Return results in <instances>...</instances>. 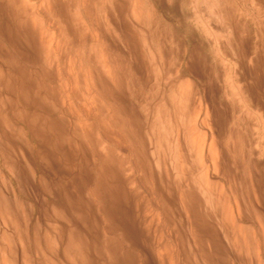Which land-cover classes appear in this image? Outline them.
<instances>
[{
    "label": "rangeland",
    "instance_id": "rangeland-1",
    "mask_svg": "<svg viewBox=\"0 0 264 264\" xmlns=\"http://www.w3.org/2000/svg\"><path fill=\"white\" fill-rule=\"evenodd\" d=\"M0 175L8 264H264V0H0Z\"/></svg>",
    "mask_w": 264,
    "mask_h": 264
},
{
    "label": "bare ground",
    "instance_id": "bare-ground-1",
    "mask_svg": "<svg viewBox=\"0 0 264 264\" xmlns=\"http://www.w3.org/2000/svg\"><path fill=\"white\" fill-rule=\"evenodd\" d=\"M0 183H1V187H3L4 189L7 190L6 196H0V217H7L9 216V211L13 210L12 206L10 209V205H12V203H20L19 199H17V197L15 196V194L13 193V190L10 187V183L9 181L3 177L2 175H0ZM20 205V204H19ZM17 204V206H19ZM16 206V205H15ZM15 208V207H14ZM20 208V207H19ZM21 209V208H20ZM16 211V209H15ZM22 211V210H21ZM28 211V210H27ZM12 212V211H11ZM26 212V211H25ZM22 214V213H21ZM23 219V218H22ZM7 220V219H6ZM7 222V221H6ZM5 224V223H3ZM5 228V227H4ZM18 228V227H17ZM12 229V228H11ZM6 230V229H5ZM28 230V229H27ZM10 231V230H9ZM26 232V231H25ZM28 232V231H27ZM24 233V232H22ZM7 235V234H6ZM23 235V234H22ZM12 237V236H11ZM9 237V238H11ZM23 238V237H22ZM16 240V239H15ZM23 240V239H22ZM9 242L7 240H2V242L0 241V264H8V254H9ZM12 244V243H11ZM19 244V243H17ZM13 247V246H12ZM15 247V246H14ZM20 249V248H19ZM24 250V249H23ZM20 254V253H19ZM25 258V257H24ZM27 260V258H25ZM15 260V259H14ZM29 261V260H28ZM19 263V262H18ZM28 264V263H27Z\"/></svg>",
    "mask_w": 264,
    "mask_h": 264
}]
</instances>
